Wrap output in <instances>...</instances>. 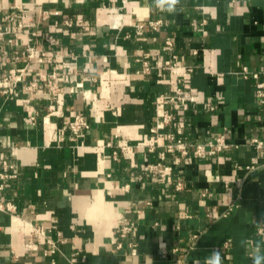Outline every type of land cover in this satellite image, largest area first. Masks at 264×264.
Segmentation results:
<instances>
[{
    "label": "crops",
    "instance_id": "obj_1",
    "mask_svg": "<svg viewBox=\"0 0 264 264\" xmlns=\"http://www.w3.org/2000/svg\"><path fill=\"white\" fill-rule=\"evenodd\" d=\"M11 13L21 27L2 40L0 90L19 79L0 93V202L15 208H0V264H203L214 249L250 264L264 242V148L251 144L264 120L243 70L264 80V0H180L172 13L0 0V21ZM179 81L186 99L158 104ZM77 113L90 123L79 138L61 131ZM218 135L229 147L211 153Z\"/></svg>",
    "mask_w": 264,
    "mask_h": 264
},
{
    "label": "built area",
    "instance_id": "obj_2",
    "mask_svg": "<svg viewBox=\"0 0 264 264\" xmlns=\"http://www.w3.org/2000/svg\"><path fill=\"white\" fill-rule=\"evenodd\" d=\"M17 20V14L16 13H11L5 16L3 21H0V49H1V44H2V40L4 38L7 37V35H9L10 33H18L20 31V24H16ZM68 25H71V22H66ZM154 26H157L160 22H151ZM51 40H53V38L50 37ZM28 56L30 58H32L34 55H38V56H44L45 53L44 52H39L37 50L34 49V47L30 46L28 47ZM178 66V62H177V57L173 56L172 60H168L166 62V64L164 65L165 68H175ZM191 70V69H190ZM243 73L245 76H249L252 75L254 78L257 79L256 82V96L258 98V100L261 103V110H262V116H263V120H264V80L260 78L259 73L257 72H251L249 71L247 68H245L243 70ZM51 77H54L55 79L56 77V73H53ZM19 78L16 77L14 75H6L4 77V86L2 88V90H0V93H8L9 91H12L10 88V85L15 84L16 81ZM181 81V80H180ZM179 81V82H180ZM32 87H38V83L34 82L32 83L28 88H32ZM186 99L185 93H184V88L182 85V82H180L178 84V86L176 87V91L175 94L173 95H162L159 96V98H157V103L160 104L161 102H176V101H183ZM193 99V98H192ZM173 118V115L171 113H167L165 115V119L167 121L171 120ZM90 128V123L88 122V120L85 118V116L82 113H77L74 118L64 127L61 128L62 133H64L66 130H70L74 136H76L77 138L83 136L85 134V132ZM210 146L212 147L211 153H215L217 151L226 149L229 147V144L226 141V138L224 135H218L214 138V140H212L210 143ZM251 144H253L254 146H256V148L258 149H262L264 148V139H260L258 137H253L251 139ZM183 141L181 139L176 140V144H172L169 147V150H173L176 147H182ZM202 150L203 148L198 145V148L196 149V153L197 154H202ZM187 153V150H184V154ZM8 165V164H7ZM159 164H157L158 166ZM157 166L153 169L158 170V172H160V175L162 178H166L168 176V172L170 170L169 166H165L163 167V169L157 168ZM253 166H247V168H252ZM262 169L264 171V164L262 165ZM1 177H6V175L4 173H0ZM177 188L180 189L182 188V183L179 181L177 183ZM235 204L233 202L230 203L227 212L233 210ZM0 208L1 209H7V210H13L15 208V205L11 202H8L6 204L0 202ZM225 212V213H227ZM124 228L129 229L128 226H124ZM192 238H197V234H194ZM52 243V247L50 250H48V252H54L56 249V244L54 242ZM26 246L28 249H36L37 248V244L34 241L33 238H30L27 243ZM76 258H71L70 260V264H74L76 262ZM176 264H187L184 260H179Z\"/></svg>",
    "mask_w": 264,
    "mask_h": 264
},
{
    "label": "clouds",
    "instance_id": "obj_3",
    "mask_svg": "<svg viewBox=\"0 0 264 264\" xmlns=\"http://www.w3.org/2000/svg\"><path fill=\"white\" fill-rule=\"evenodd\" d=\"M180 0H154L155 6L161 11L172 13L176 10V6ZM244 242L242 241V244ZM250 264H264V242L257 241L253 247L246 249ZM192 264H201V261L196 258ZM203 264H224V257L219 250H212L204 257Z\"/></svg>",
    "mask_w": 264,
    "mask_h": 264
}]
</instances>
